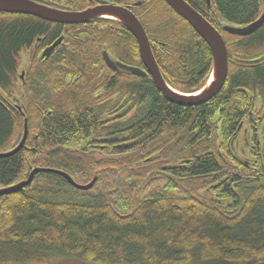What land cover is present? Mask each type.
Listing matches in <instances>:
<instances>
[{"label":"trees","instance_id":"obj_1","mask_svg":"<svg viewBox=\"0 0 264 264\" xmlns=\"http://www.w3.org/2000/svg\"><path fill=\"white\" fill-rule=\"evenodd\" d=\"M215 1L225 20L246 13L245 0ZM142 10L150 14L140 20L157 62L169 74L178 60L191 61L205 74L195 89L204 85L212 65L205 43L186 24L177 28L163 12L170 11L164 3L161 7L151 0ZM63 28L31 16L0 13V153L11 150L22 132V120H17L9 109L16 84L15 56L33 38L47 35L52 41ZM257 37L228 45L226 83L205 106L185 108L173 104L150 80L121 72L131 80L114 82V107L126 98L140 106L141 121L136 129L143 131L134 133V137L137 140L144 133L145 139L125 147L123 130L115 126L112 162L52 153L48 163L41 143L32 156L30 146L25 144L19 153L0 159V189L27 179L30 169L36 166L60 168L78 184L96 178L90 189L82 191L57 174L42 172L22 191L0 197V264L42 263L52 257L100 264L264 261V185L255 186L243 177L237 193L222 191L221 197H231V205L224 208L209 199L202 178L210 172L214 178L211 183L226 181L230 177L226 173L233 171L226 156L230 155L228 142L233 132L229 125L241 118L237 89L264 88V67L251 70L247 62L264 48V33ZM82 38L86 41H80V37L69 40L68 47H60L51 61L40 67L44 68L41 80L46 79L52 87L59 83V76L80 77L78 94L73 90L63 100L53 101L68 112L78 109L79 99L82 106L89 103L98 83L96 75L107 74L102 72L98 50L103 43L114 57L140 64L136 43L120 23L104 20L89 37ZM189 84H185V90H191ZM220 107H224L221 112ZM214 117L219 123L225 119L228 125L218 127ZM91 127L89 115L76 119L58 114L51 118L48 138H81ZM238 171L244 175L243 168ZM174 172L178 184L166 176ZM190 177L196 179L194 189ZM232 182L228 178L225 190Z\"/></svg>","mask_w":264,"mask_h":264},{"label":"flooded vegetation","instance_id":"obj_2","mask_svg":"<svg viewBox=\"0 0 264 264\" xmlns=\"http://www.w3.org/2000/svg\"><path fill=\"white\" fill-rule=\"evenodd\" d=\"M36 2L37 4H41L53 9H57L63 12L69 13H81L88 9H93L100 6H115L121 7L131 14L135 16L138 20L140 25L142 26L143 30L146 33V30L140 20L141 16H150L149 12L144 11L141 9L146 7L150 4L151 0H31ZM195 12H197L202 18H204L210 26L221 36L222 40L225 43L226 50H227V62H228V45H237L243 39H249L254 37V40L257 39L259 34L264 33V23L252 32L249 35L241 36L236 35L229 32L231 28H245L250 24L257 21L263 11H264V4L261 0H245L246 4V13L245 15L238 14V16L233 17V19L225 20L223 15L221 14L220 10L217 8V4L215 0H184ZM161 7L163 3L165 6L168 7L170 11H163L165 12L166 16L176 24L175 26L178 28V25H182L185 27L186 25L195 32L189 24L178 16L165 2L164 0H156ZM139 11V12H138ZM1 14H8V13H1ZM11 15H20V14H11ZM29 16V15H26ZM33 17V16H31ZM36 18V17H33ZM40 21L52 24V25H60L64 26L59 35L56 36L54 40L51 41V38L47 37V35H43L42 37L37 36L33 38L32 42L28 44V46H24L22 49L19 50L17 56H15V61L17 65L16 74H15V81L16 84L14 86V93L12 97L11 107L9 108L14 114V117L17 120H22V132L21 136L17 141V144L9 151L0 153L6 154L13 149H15L19 143L21 142L24 136V122L26 121V138L21 147V149L17 152L19 153L23 147L26 145L29 147V154L32 156L35 153V148L38 145L44 147V157L45 160L50 162V156L52 153H55L56 156H69V157H77L83 159L84 161H94V162H112L114 160L113 155V147H114V127L121 126L123 130V140L125 147L131 146V144H136L141 141L144 142L145 134L143 133L140 135L139 138L134 137V133L142 131H138L136 129L138 124L140 123V106L137 103H134L133 100L124 99L118 103L116 107H114V100H115V87L116 83H120L121 81L129 82L131 76L134 78H140L143 80H150L153 84V78L145 68L144 64L142 63L139 52L138 56L140 59V64H133L124 62L116 57H114L110 53V48L103 43V46L99 47L100 55H101V62L103 64L102 72L106 71L107 74L96 75V80L98 83L96 87L91 92L92 99L89 100V103H86L85 106H82L81 99H79L80 105L78 109L74 112H68L67 110L63 109V106L57 105V99L63 100L66 98L67 93H77L78 88L81 87V83L77 82L80 77L73 76V75H63L59 76L60 80L59 83L56 84L55 87L50 86V82L46 81V79L40 78V74L42 73L43 65L47 64L51 61V57L55 54L56 50L63 46H69V40H77L80 37V41H86L82 37H89L91 30L96 28V25L100 22L105 21H112L120 23L121 26L124 28L126 32H128L132 38L134 39L136 46L137 42L131 32L118 20L112 17H105L102 15L101 17L90 19L87 22L79 23V24H60V23H53L48 22L39 18H36ZM186 24V25H185ZM70 26V27H69ZM76 27L74 30L66 29ZM48 30V29H47ZM195 34L200 38V36L195 32ZM147 36V33H146ZM148 42L150 45V49L152 51V43L148 38ZM201 39V38H200ZM202 40V39H201ZM203 41V40H202ZM55 42L58 44L55 46L53 51L50 53L49 56H43L44 51L52 46ZM204 42V41H203ZM205 43V42H204ZM207 46V44L205 43ZM159 46V45H158ZM208 47V46H207ZM211 64H212V57L211 52L208 47ZM138 51V46H137ZM103 53H105L111 61L119 62L123 65L138 68L144 72V76H135L132 75L119 67L116 69H111L106 64ZM153 55V51H152ZM154 57V55H153ZM155 63L158 67V70L165 82V84L172 89L173 91L181 94V95H198L207 85L211 72H212V65L211 69L207 75L205 80V84L195 89L204 79L205 74L202 71L199 65L197 67L193 66L188 60H181L177 61L176 66L174 69L168 72L164 69V65H160L159 62L155 59ZM193 61V60H192ZM251 70H259L264 67V48L258 51L256 54L253 55L252 59L247 60ZM97 68V67H96ZM121 72H125L130 74L131 76H126L121 74ZM228 73V71H227ZM201 80L195 82L197 78H201ZM227 79V77H226ZM56 80V78H54ZM81 81V80H80ZM115 82V84H114ZM190 83L188 85V89L190 91L185 90V84ZM226 83V80H225ZM224 83V85H225ZM126 85V83H125ZM224 85L220 89V91L212 97L210 100L202 103L200 105L195 106H183L185 108H195L200 106H205L208 104L212 99H214L223 89ZM155 86V84H154ZM156 87V86H155ZM250 88V87H249ZM157 89V88H156ZM158 90V89H157ZM158 92L162 95V93L158 90ZM237 107L240 111L241 118L238 123L236 121L229 125L233 130L230 138H229V153L230 155L226 156L231 162V166L233 171H229L226 174H229V180L233 181L230 184L229 188L225 190L224 186L226 185V181L224 179L211 183V180H214L212 177L213 173H205L203 178V186L204 192L208 195L209 199L217 205L222 206L224 208L229 207L231 203L228 200H231V197L222 196V191L225 193L227 192H236L237 187H239L240 183L243 181V177L245 180H249L255 186H263L264 185V88H239L237 89ZM248 92L249 94H247ZM163 96V95H162ZM164 97V96H163ZM166 100V99H165ZM174 104V103H173ZM177 105V104H176ZM181 106V105H178ZM224 107H220L218 110L221 112ZM8 111L9 109L6 108ZM67 115L70 118L75 117L76 119H80L83 115H89L92 120V127L91 131L86 134L84 137L74 136L71 138H61L56 141H51L48 138V126L51 122V118L56 115ZM28 116V117H27ZM40 116V117H39ZM39 118V119H38ZM39 120V122H38ZM207 121L209 123V116L207 115ZM214 122L217 123L218 127L221 126L225 127L228 125L226 120L223 119L220 123L218 121V117H214ZM224 125V126H223ZM136 129V130H135ZM76 132L80 131V127L76 126ZM43 134L47 138L43 140ZM41 143V144H40ZM15 153V154H17ZM14 154V155H15ZM11 155V156H14ZM9 156V157H11ZM8 157L0 158L6 159ZM36 164V160H33ZM234 163V168L233 164ZM241 170L242 168L245 170L244 175L238 174V169ZM46 169V170H53V171H60L66 175H68L72 180V176L60 168L50 167V166H36L32 167L29 171V174L32 172L33 169ZM236 169V170H235ZM42 173V172H40ZM48 173V172H44ZM53 173V172H49ZM160 172H158L159 174ZM28 174V176H29ZM39 174V173H38ZM56 174V173H54ZM37 175V174H36ZM27 176V178H28ZM166 176H170L174 182V184H178L176 172L172 174H168ZM94 179V178H93ZM96 179V178H95ZM74 181V180H73ZM92 181V180H91ZM90 181V182H91ZM89 182V183H90ZM190 185L191 188L194 189L196 179L194 177H190ZM68 183V182H67ZM76 183V182H75ZM69 184V183H68ZM78 184V183H76ZM86 184H78L85 186ZM70 185V184H69ZM9 187V186H7ZM73 187V186H72ZM220 187V189L218 188ZM6 188V187H4ZM74 188V187H73ZM3 189V188H1ZM76 189V188H75ZM78 190V189H77ZM215 190L221 191V193H216ZM213 192V196H210V193Z\"/></svg>","mask_w":264,"mask_h":264},{"label":"water","instance_id":"obj_3","mask_svg":"<svg viewBox=\"0 0 264 264\" xmlns=\"http://www.w3.org/2000/svg\"><path fill=\"white\" fill-rule=\"evenodd\" d=\"M264 4V0H261ZM164 2L182 19H184L189 26L200 36V38L207 44L210 49L212 57V72L210 79L205 88L198 95H181L170 89L164 82L158 67L155 63L150 45L142 26L129 11L115 6H100L93 9L85 10L81 13H69L59 11L41 4H37L31 0H0V13L20 14L33 16L48 22L60 24H79L89 21L90 19L98 18L104 15L105 17H112L120 21L134 36L140 59L145 68L152 76L156 88L162 93L164 98L174 104L181 106H195L205 103L214 97L225 83L228 71L227 50L221 36L210 26V24L195 12L184 0H164ZM264 23V11L261 17L245 28H230L229 32L236 35H249L258 29ZM58 42L47 48L43 56H49ZM103 58L111 69H120L135 75L144 76V72L138 68L123 65L116 61H111L108 56L103 53ZM26 138V121L24 122V136L19 145L12 151L6 154H0V158L9 157L17 153ZM40 172H53L61 176L71 186L78 190H88L95 183V178L85 186L76 184L68 175L53 170L33 169L26 180H23L12 186L0 189V197L14 194L22 191L25 187L31 184L36 174ZM264 264V261L255 263Z\"/></svg>","mask_w":264,"mask_h":264},{"label":"rangeland","instance_id":"obj_4","mask_svg":"<svg viewBox=\"0 0 264 264\" xmlns=\"http://www.w3.org/2000/svg\"><path fill=\"white\" fill-rule=\"evenodd\" d=\"M24 264H100V263H87L83 262L80 259L72 258V257H52L47 261L42 263H24ZM193 264H201V263H193Z\"/></svg>","mask_w":264,"mask_h":264}]
</instances>
